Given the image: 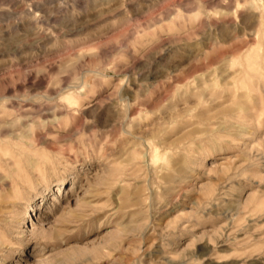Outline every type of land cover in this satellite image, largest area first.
<instances>
[{
	"label": "rangeland",
	"instance_id": "374dc122",
	"mask_svg": "<svg viewBox=\"0 0 264 264\" xmlns=\"http://www.w3.org/2000/svg\"><path fill=\"white\" fill-rule=\"evenodd\" d=\"M0 264H264V0H0Z\"/></svg>",
	"mask_w": 264,
	"mask_h": 264
},
{
	"label": "snow or ice",
	"instance_id": "6c2138e0",
	"mask_svg": "<svg viewBox=\"0 0 264 264\" xmlns=\"http://www.w3.org/2000/svg\"><path fill=\"white\" fill-rule=\"evenodd\" d=\"M64 102L69 104V106H74V101L73 98L71 96H68L64 99Z\"/></svg>",
	"mask_w": 264,
	"mask_h": 264
},
{
	"label": "bare ground",
	"instance_id": "6f19581e",
	"mask_svg": "<svg viewBox=\"0 0 264 264\" xmlns=\"http://www.w3.org/2000/svg\"><path fill=\"white\" fill-rule=\"evenodd\" d=\"M58 192H59V191H57V194H58ZM31 209H32L33 211H37V208H36V207H32ZM33 222H34V220L32 219V220H31V223H33Z\"/></svg>",
	"mask_w": 264,
	"mask_h": 264
}]
</instances>
